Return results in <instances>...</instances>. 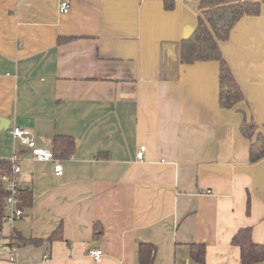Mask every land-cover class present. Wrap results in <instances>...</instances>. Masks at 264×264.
Wrapping results in <instances>:
<instances>
[{"label": "crops", "instance_id": "0c3cea01", "mask_svg": "<svg viewBox=\"0 0 264 264\" xmlns=\"http://www.w3.org/2000/svg\"><path fill=\"white\" fill-rule=\"evenodd\" d=\"M246 1L261 3L259 15L242 17L221 45L245 99L222 109L217 62L169 59L197 27L196 1L68 0L62 14L51 0H0V118L9 123L0 159L20 153L19 185L32 192L1 234L0 264H140L144 243L156 248L151 264H198L190 247L199 244L204 264H240L238 230L264 244V159L249 163L240 132L243 120L264 126V0ZM163 63L177 67L175 79L161 76ZM14 126L43 148L55 136L74 140L60 177L20 147ZM13 231L44 243L16 248L9 262Z\"/></svg>", "mask_w": 264, "mask_h": 264}, {"label": "trees", "instance_id": "16d2710c", "mask_svg": "<svg viewBox=\"0 0 264 264\" xmlns=\"http://www.w3.org/2000/svg\"><path fill=\"white\" fill-rule=\"evenodd\" d=\"M198 3L197 27L193 34L174 46L170 55L176 65H189L195 62L214 61L219 65V106L222 109H232L245 99L228 61L223 55L221 45L228 41L231 28L245 16H257L260 13L261 3L246 0H192ZM166 9L173 8V2H165ZM72 38L62 37L58 42L70 41ZM170 44L167 45V48ZM164 62V61H163ZM163 78L175 79L176 66L169 67L163 63ZM169 67V71L166 70ZM241 135L249 141V163L255 164L264 159V126H260L251 118L243 120L240 125ZM75 150V142L68 136H55L51 143V151L58 161H64L71 157ZM11 168L7 160H0V177L11 176ZM8 193L4 183L0 179V235L5 224L4 217L7 210L6 199ZM32 205V192L30 189L19 188L18 207H30ZM60 237L59 231L54 232L46 242L50 243ZM42 240L23 238L13 231L6 244L7 248H18L28 244L38 246ZM231 244L239 248L240 264H259L264 262V244H256L251 238V229L242 228L233 236ZM203 245H191L190 257L198 264H204ZM156 248L152 244H140L138 248V260L140 264H151L155 259Z\"/></svg>", "mask_w": 264, "mask_h": 264}, {"label": "built area", "instance_id": "2783aa9c", "mask_svg": "<svg viewBox=\"0 0 264 264\" xmlns=\"http://www.w3.org/2000/svg\"><path fill=\"white\" fill-rule=\"evenodd\" d=\"M58 3L59 12L66 14L69 12L70 5L68 0H51ZM10 135L18 141L20 147L23 150H28L33 159L43 162H52L53 163V172L56 177H60L63 173L61 162L56 160L53 156L51 149L43 148L38 146L35 138L33 137L32 132L28 128L14 126L9 130ZM145 146H140L136 153V159L138 161H143L144 159ZM2 160V159H0ZM7 160L11 168V176L2 175L0 177L1 181L4 183V188L8 193L6 199L7 209H10V212H7L4 217V222L7 225H11L16 220H19L23 216L22 209L18 207V191L20 188L18 176L20 173L19 162L21 161V155L19 152L14 153ZM209 193V192H208ZM2 236L0 235V259L4 255L2 248ZM15 248H7L9 262L14 261ZM89 255L95 260L99 261L102 256L101 250H91ZM48 257L44 256L43 260L46 261Z\"/></svg>", "mask_w": 264, "mask_h": 264}, {"label": "water", "instance_id": "95a60500", "mask_svg": "<svg viewBox=\"0 0 264 264\" xmlns=\"http://www.w3.org/2000/svg\"><path fill=\"white\" fill-rule=\"evenodd\" d=\"M8 126H9L8 121L3 119V118H0V131L3 130V129L7 130Z\"/></svg>", "mask_w": 264, "mask_h": 264}, {"label": "rangeland", "instance_id": "374dc122", "mask_svg": "<svg viewBox=\"0 0 264 264\" xmlns=\"http://www.w3.org/2000/svg\"><path fill=\"white\" fill-rule=\"evenodd\" d=\"M7 229H8V225H7V224H4V226H3V230H2V235H3V237L5 236ZM3 240H4V238H3ZM1 244H2V243H1Z\"/></svg>", "mask_w": 264, "mask_h": 264}]
</instances>
